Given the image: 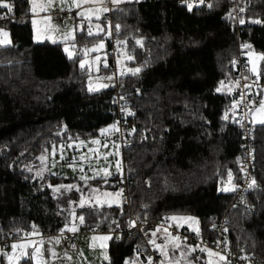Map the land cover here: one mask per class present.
<instances>
[{
  "label": "trees",
  "instance_id": "obj_1",
  "mask_svg": "<svg viewBox=\"0 0 264 264\" xmlns=\"http://www.w3.org/2000/svg\"><path fill=\"white\" fill-rule=\"evenodd\" d=\"M176 1L133 0L111 8L109 22L121 25L120 32H112L114 42L125 41L130 64L140 71L115 77L112 88L89 92L88 71L76 51L100 37L75 34L70 59L68 42L32 40L27 0H5L14 7V18L0 21L11 40L0 46V233L54 234L71 222L84 231L115 230L129 225L131 216L147 223L193 217V231L211 241V224L224 214L228 247L264 264V123L250 124L251 210L230 206L240 176V126L232 112L234 95L217 91L221 82L235 83L230 62L238 43L264 56V0L239 1L237 28L228 0H210L191 11ZM108 42L109 36L110 68ZM259 77L264 78L262 63ZM116 94L128 142L120 149L123 173L87 183L103 191L121 188V202L80 207L81 182L75 190L53 194L50 186H69L73 179L38 180L31 168L51 145L94 136L114 122ZM228 180L232 189L224 191L220 187ZM107 252L103 264L143 263L142 238L135 230L123 232L110 240ZM17 264L33 262L23 258Z\"/></svg>",
  "mask_w": 264,
  "mask_h": 264
},
{
  "label": "rangeland",
  "instance_id": "obj_2",
  "mask_svg": "<svg viewBox=\"0 0 264 264\" xmlns=\"http://www.w3.org/2000/svg\"><path fill=\"white\" fill-rule=\"evenodd\" d=\"M126 1H133V0H122L121 3ZM108 2H110V0H104V6L107 5L106 7H108ZM110 4L112 6H115L111 2ZM31 7L32 6L30 0H27L28 21L31 27L33 41L65 42L63 39L65 25H67L68 27H73V26H79L81 25V23L83 24L85 30L80 31L79 28H77L74 34L84 32L87 35V28L89 26L88 20L82 21V19L79 16H77V12L81 11L82 9H76L72 5V0H67V2L63 5L59 3V0H56L55 6L49 12H38V14L35 15L32 13ZM63 7H66L68 10L71 9L69 10L71 12V15L70 17H68V19L65 22L62 23L57 19V12L60 11L61 8ZM83 7L98 8L100 7V5L98 3L86 4ZM105 14L106 13L104 12L98 13V15H100L101 17L100 20L95 19V15H92L91 24L93 26V31H96L94 27L96 24H100L101 26L108 24V20L105 19L104 17ZM45 16H51L52 23L60 26L59 30H52L48 28L46 23L44 22ZM33 19L37 21L35 26L32 23ZM0 29H3L4 31L8 32L6 29L2 27H0ZM37 35L40 36V39L35 38ZM107 37L108 36L105 33H101V37L98 38L95 43L89 45V47H91L94 44L98 43L101 38H103L104 47L99 51L90 52L87 57H85L83 53L80 52V55H82L81 60L87 61L84 67L88 71V75L86 76V90L89 91L90 86L91 88L95 89L89 92H95L102 89L112 88L115 86V77L121 76L122 72L124 74H132L130 70L137 68L135 65L130 64L132 59L129 60L127 58V56L130 54L125 49L124 45L117 43V41H121V40H115L114 42V60H115V71H116L115 76L112 73H110L109 70H107V68L109 69V63H108L109 50L106 45ZM8 38L10 39V37ZM0 39H3V37H0ZM66 47H68L69 51L73 49L71 47V44L69 43L66 44ZM241 49L243 50V54L248 62V69L244 73L245 78H249L250 76L258 77L261 67V61H262V59H260V57L262 56L261 53L253 50L251 47L245 48L243 47V45L241 46ZM97 56L99 57V60H96ZM105 63H107L108 67H104ZM254 67H255V71H253ZM106 77H112V79L109 80L106 79ZM104 85L107 86L105 87ZM233 86L234 83H223L219 85L218 89H220V91L230 92ZM260 99H264V92L261 94L259 100ZM258 107H259L258 102L257 103L252 102L249 105L248 119L251 125L260 123L258 121L261 118H264V114L256 112V108ZM233 111L234 110L232 108V112ZM114 124L115 123L112 122L98 129L97 134L94 136L70 140L65 143H59L57 145H51L50 152L48 153V155L42 156L44 157L43 160L38 159L35 166L31 168L34 177L38 180L42 178H48L49 176H62L65 178V180L66 178H71L73 180L69 185H75V187L72 188L71 190H75L78 187L76 182L77 180L81 182L79 185V189L80 188L83 189L78 191L79 198H78L77 206L81 207L82 201H83V206L99 207L101 205H118L121 202V198H122L121 188H116L111 191H103L96 186H89L87 183L88 180L85 181L80 178L81 176H88V177L106 179L113 175H116L118 177L122 175L123 169L121 165L120 147L118 144H115L108 139L109 135L117 132L111 129V126ZM101 129H109V132L107 134H102ZM81 140L85 142L84 146H81L79 144V141ZM92 140H98L100 141V144L98 145L92 144L91 143ZM69 144H72V147H68ZM104 145L107 146L105 147ZM61 146H63V153H61L60 150ZM53 148L56 149L55 154H53ZM90 149L96 150L99 156L98 159L93 154V152L90 151ZM61 154H63L64 159H61ZM105 155L107 156L106 160L104 159ZM81 156L91 157V159L81 160L80 159ZM73 159H75L76 161L75 168L69 167V164L73 162ZM118 161H119V170L117 168ZM81 166L84 169L83 171L80 170ZM100 169H107L110 175H105L104 172L99 171ZM65 184L68 183L65 181ZM59 186L60 185L50 186L51 192L53 194H57L59 191L54 192L53 188H57ZM220 188L222 190L232 189L229 180ZM115 193H121V195L119 196L114 195ZM73 214L74 212L72 211L71 214L72 218H74ZM173 221L177 222V225L180 224L179 221H177V219ZM73 226L75 225L73 224V222H71L70 224L67 225V229H70ZM187 227L189 229L192 228V226L190 225ZM76 228L78 229V227ZM59 233L41 234L38 232H31L30 234L25 235L27 238H32V239H28L23 243L17 244L18 245L17 249L15 251L13 249H10V251L8 252V256L1 254L0 264H16L19 259L24 257L28 258L29 255L35 251L36 247H40L44 255L43 257L37 255L36 259H31L33 264H44V261H47V264H103L108 261V258L107 259L104 258V253L106 252L108 257L107 248L111 240V235L109 233L101 232V231L78 232V244L80 246L81 252L76 255H73L66 248L61 247L62 240ZM94 236L98 237V239H96L95 241H93L92 239V237ZM104 236H108L110 237V239L108 240L99 239L100 237H104ZM171 236L177 237L174 234L166 233L162 237H156V235L155 236L152 235V239L149 240V243L150 241L155 240L156 245H161L167 248L168 255L163 256L160 250H158L151 243L158 256L157 264H161V261H164V264H177V262L178 264H209V262H211V264H228L223 259H221L220 258L221 256L219 255L209 256L207 251L204 252L200 251V248L202 247L200 246L196 247L198 245H191L188 244L186 241L180 239L178 241H172ZM56 239L60 240L59 244L55 242ZM41 241H43L42 244L40 243ZM175 243L180 244L179 249L174 247ZM20 245H24V247H20ZM193 248H195L194 251L191 250ZM49 249H52L56 252L57 254L56 257L51 256L50 252L48 251ZM25 252H27L29 255H24ZM211 252L214 253L213 251ZM65 253H67V256L65 255ZM9 256L12 257L11 262L9 261L8 258ZM68 257H71V259H68ZM148 261L149 259H146V261L143 263L132 261L131 264H148Z\"/></svg>",
  "mask_w": 264,
  "mask_h": 264
},
{
  "label": "built area",
  "instance_id": "obj_3",
  "mask_svg": "<svg viewBox=\"0 0 264 264\" xmlns=\"http://www.w3.org/2000/svg\"><path fill=\"white\" fill-rule=\"evenodd\" d=\"M232 7V17L234 20V25L237 28V14H238V3L240 0H228ZM177 4L192 3L193 7L202 5L199 3V0H177ZM210 0H204L203 4H208ZM107 6V5H106ZM13 7V6H12ZM113 6L108 2V8L111 10ZM71 12L63 7V11L57 12V19L60 22H65L68 17H70ZM0 21H5L8 19L14 18V7L12 12L4 10L0 12ZM105 19L110 21V11L106 12ZM237 34L239 32L238 29ZM242 44L238 43V52L233 57L230 62V66L233 70L237 72V77L234 83V86L231 90L234 95V104L236 107L234 109V115L236 122L240 126V144L239 149L241 151V157L239 162V182L235 185L232 190V199L230 206H239L248 208L251 210V206L246 200L247 194L251 187L249 185L253 181V162H254V136L252 133V127L248 119L249 105L253 102L257 103V98L261 96L264 92V78L253 77L245 78L244 73L248 69V62L243 54L241 49ZM108 47L111 52L110 56V68L109 71L115 76V67H114V39L112 34L109 36ZM235 61V63H233ZM247 85V87H246ZM243 97V99H242ZM114 105L115 108L111 112L114 116V123L117 125L119 131L115 132L108 136V139L118 144L120 149L128 147V142L125 141L123 133L121 131V126L123 124L122 115L124 114V108L120 105L121 98L119 95L114 96ZM130 221L134 223V226L127 225L124 229H115V230H99L101 232H107L111 235V240L115 241L119 234L123 232H130L132 230L137 231L143 242L144 246V257L146 259L151 258L153 264L158 263V256L153 248V245L149 243V240L152 239V231L159 228L161 231L167 229V233H171L179 237L180 240L186 241L191 245H198L205 249H210L214 253H219V256L225 257L223 259L228 264H254L249 260L248 256L241 249H233L228 247L226 241V230H227V219L223 214L219 218H216L211 224V234L212 240L208 241L202 239L198 232L190 230L188 228L178 226L173 222L170 217H162L153 222H142L135 219L133 216L130 217ZM146 228V229H144ZM96 232V231H93ZM62 240V245L65 247H77L78 246V232L64 230L59 233ZM23 235L13 234V233H0V253H8L11 249V245L15 242H18L22 239ZM246 257V258H244Z\"/></svg>",
  "mask_w": 264,
  "mask_h": 264
},
{
  "label": "snow or ice",
  "instance_id": "obj_4",
  "mask_svg": "<svg viewBox=\"0 0 264 264\" xmlns=\"http://www.w3.org/2000/svg\"><path fill=\"white\" fill-rule=\"evenodd\" d=\"M67 2V0H59V3L61 5L65 4ZM110 2L114 5H119L122 0H110ZM30 3H31V11L32 13L35 15V14H38V12H49L56 4V0H30ZM99 4L100 7L98 8H84L83 6L86 5V4ZM199 3L200 4H203L204 3V0H199ZM72 5L76 8V9H82L81 11L77 12V16H79L82 21L83 20H88V23H89V26L87 28V36L89 37H93V36H96V37H101V33H105L107 36H110L112 34L113 31L115 32H120L121 30V25L120 24H115L114 26L111 24V22H109L107 25H104V26H101L100 24H96L94 27L96 29V31H93V26L91 24V20H92V15H95V19L97 20H100L101 17L100 15H98V13H101V12H108L110 11V9L106 6H104V0H72ZM187 7H188V10L191 11L192 8H193V4L192 3H188L187 4ZM0 8H4V9H7L8 12H12L13 11V7L10 3H7L5 2V0H0ZM71 10V9H69ZM61 11H63V8H61ZM240 11H244V9H240ZM229 18L232 17V14L229 13ZM0 18H3V17H0ZM44 22L46 23L47 27L52 29V30H59V25H56L54 23H52V17L51 16H45L44 17ZM245 21L243 19L240 20V23L243 24ZM256 23H260L259 20L257 21H254ZM33 25L35 26L37 21L35 19H33L32 21ZM77 28H79L80 31H84V27H83V24L81 23V25L79 26H73V27H68L67 25H65V31L63 33V39L65 42H68L71 44V47L73 49L76 48V45L74 43L76 37H75V31L77 30ZM0 37H3V39H0V45H8L11 43L10 39L8 38L9 37V33L4 31L3 29H0ZM36 39H40V36L37 35L35 37ZM118 44H124L125 41H117ZM137 44H141V41L140 40H137L136 41ZM104 47V43H103V38H101L99 40L98 43L94 44L93 46L89 47L87 45H85L82 49H80L78 52H76L77 55L80 54V52L83 53V55L85 57L88 56V54L90 52H97L99 51L100 49H102ZM243 47L247 48V47H250L249 45H243ZM65 51L68 52V55H69V58L71 59L73 57V52L72 51H69L68 47L65 48ZM127 58L129 60L133 59V57L131 55H128ZM260 59H264V56H261ZM96 60H99V57L97 56L96 57ZM87 63L86 60H81L80 61V66L81 68H84L85 67V64ZM119 63V61H118ZM235 63V61L233 62ZM104 67H108L107 63L104 64ZM98 70V69H97ZM132 72V74H136L140 71L139 68H136V69H132L130 70ZM253 71H255V67L253 68ZM124 73L122 72L121 75H123ZM106 79H112V77H106ZM223 84V82H221ZM105 87L107 85H104ZM247 87V85H246ZM95 89L91 88V86L89 87V91H93ZM217 91H220V89H217ZM243 99V97H242ZM258 104H259V107L256 108V112L258 113H262L264 114V99H260L258 101ZM233 107H236V105L234 104ZM131 114V113H129ZM225 118H227V115L225 116ZM258 122L260 123H264V118H261ZM111 129L114 130V131H119V129L117 128V126L114 124L111 126ZM133 131H135V129H133ZM109 132V129H101V133L102 134H107ZM92 144H100V141L98 140H92L91 141ZM79 144L81 146H84L85 145V142L84 141H79ZM105 147L107 145H104ZM68 147H72V144H69ZM61 153H63V146H61ZM55 151L56 149L53 148V154H55ZM91 152H93V154L96 156V158L98 159L99 156L96 152L95 149H90ZM40 159H44V157H41ZM61 159H64V156L63 154H61ZM81 160H88V159H91V157H85V156H81L80 157ZM104 159L106 160L107 159V156L105 155ZM75 164H76V161L75 159H73V162L69 164V167H73L75 168ZM117 168L119 170V161L117 162ZM81 171H83V167L81 166ZM99 171H102L104 172L105 175H110V173H108L107 169H100ZM82 180H89V179H94L95 177H88V176H81L80 177ZM229 178H231V173H229ZM255 185V180L252 181V183L249 185V187H252ZM67 187L68 190H71L72 188L75 187V185H69V186H64V185H61L57 188H53V191L54 192H58L60 191V188H65ZM225 191L229 190V189H224ZM234 190V189H233ZM95 191V190H94ZM111 195V194H109ZM114 195H121V193H115ZM81 206H83V201L81 202ZM83 216L79 217V220L81 221V223H83ZM170 219H173V220H176L177 217H170ZM180 219H185V220H194L193 217H181ZM129 225L130 226H134V223L132 221H129ZM67 228V225L65 226ZM33 229H35V225H33ZM69 231H77V228L75 226L71 227L70 229H68ZM160 229L157 228V231H159ZM64 229L61 230V232H63ZM165 231H167V229H165ZM153 236L156 235V232H153L152 233ZM93 241H95L96 239H98V237H92ZM99 239H103V240H108L110 239V237L108 236H104V237H100ZM171 240L172 241H178L179 240V237H175V236H171ZM57 244L60 243V240L59 239H56L55 241ZM41 244L43 243V241L40 242ZM150 243H152L158 250H160L161 254L163 256H167L168 255V251H167V248L164 247V246H161V245H156V242L155 240H152L150 241ZM12 249L15 251L18 247L17 244H12L11 245ZM20 247H24V245H20ZM174 247L179 249L180 248V244L179 243H175L174 244ZM196 247H199V246H196ZM192 251L195 250V248L191 249ZM51 254L52 257H56V252L52 249H49L48 250ZM200 251L204 252V251H207L209 256H212V255H219V253H212L210 250L208 249H205V248H200ZM5 256H8V253H4ZM24 255H29L27 252L24 253ZM37 255H39L40 257H43L44 253L43 251L41 250L40 247H36L35 248V251L33 253H31L29 255V258L30 259H36ZM65 255L67 256V253H65ZM183 255V254H182ZM9 261L11 262V259L12 257L9 256ZM104 258L107 259V254L106 252L104 253ZM221 259H225V257L221 256L220 257ZM246 258V257H244ZM68 259H71V257H68ZM199 259V258H198ZM44 264H47V261H44ZM125 264H130L129 261H125ZM148 264H153L151 258H149V261H148ZM161 264H164V261H161ZM178 264V262H177ZM209 264H211V262H209Z\"/></svg>",
  "mask_w": 264,
  "mask_h": 264
},
{
  "label": "crops",
  "instance_id": "obj_5",
  "mask_svg": "<svg viewBox=\"0 0 264 264\" xmlns=\"http://www.w3.org/2000/svg\"><path fill=\"white\" fill-rule=\"evenodd\" d=\"M63 23V22H62ZM65 47H66V45H65ZM71 51H73V49H71ZM82 59V58H81ZM80 59V60H81ZM80 62V61H79ZM108 63H109V59H108ZM114 66H115V61H114ZM107 70H108V68H107ZM177 221H179V223L180 224H185V225H187V226H192V228H191V230H193V222L191 221V220H185V219H180V218H177ZM174 222V221H173ZM176 224H177V222H175ZM180 224H178V226H180ZM66 230H68V229H66ZM82 232V231H84V230H80V229H77V232ZM153 232H156V237H162L163 235H165L167 232H165V231H161V230H159V231H157V230H153L152 231V233ZM28 239H32V238H27L25 235H23L22 236V239L20 240V241H18V242H15L14 244H20V243H23V242H25L26 240H28ZM62 248H66L69 252H71L73 255H76V254H78V253H80L81 251H80V246H79V244H78V246L77 247H74V248H70V247H65V246H61ZM11 249H12V247H11ZM0 255H1V253H0ZM24 258H26V257H24ZM29 258V257H28ZM21 259H23V258H21ZM20 260V259H19ZM18 260V261H19ZM17 261V262H18ZM17 264V263H16Z\"/></svg>",
  "mask_w": 264,
  "mask_h": 264
},
{
  "label": "water",
  "instance_id": "obj_6",
  "mask_svg": "<svg viewBox=\"0 0 264 264\" xmlns=\"http://www.w3.org/2000/svg\"><path fill=\"white\" fill-rule=\"evenodd\" d=\"M261 63H262V65L264 66V59H262ZM1 152L4 154V153H5V150L2 149ZM140 257L142 258L143 262L146 261V258L144 257V255H143L142 253L140 254Z\"/></svg>",
  "mask_w": 264,
  "mask_h": 264
}]
</instances>
